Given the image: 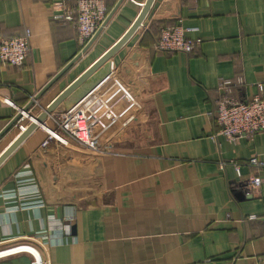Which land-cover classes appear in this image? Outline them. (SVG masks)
Returning <instances> with one entry per match:
<instances>
[{"label":"crops","instance_id":"0c3cea01","mask_svg":"<svg viewBox=\"0 0 264 264\" xmlns=\"http://www.w3.org/2000/svg\"><path fill=\"white\" fill-rule=\"evenodd\" d=\"M107 1L115 8L119 0ZM145 2L124 0L87 54L98 55L78 73L76 63L31 114L120 40ZM74 6L0 0V40L32 34L22 67L0 63V132L81 52L76 22L56 20ZM168 23L201 40L193 53L155 51ZM109 68L92 96L103 151L74 142L43 147L48 135L39 128L0 165V251L30 240L50 264H264V183L248 195V182L264 178V169L248 165L253 157L264 161V132L237 143L214 140L212 116L227 80H243L235 89L241 101L264 98V0H156ZM28 125L25 118L2 137L0 156ZM45 125L57 127L51 116ZM32 189L39 195L30 196ZM40 200L42 207L24 205ZM51 216L62 227H52Z\"/></svg>","mask_w":264,"mask_h":264},{"label":"built area","instance_id":"2783aa9c","mask_svg":"<svg viewBox=\"0 0 264 264\" xmlns=\"http://www.w3.org/2000/svg\"><path fill=\"white\" fill-rule=\"evenodd\" d=\"M74 1V8L72 10H65L66 12L62 16L56 18V20L76 22L79 32V42L83 50L102 29L108 18L109 12L105 0ZM60 6L63 7L61 3ZM190 31V29L185 28L181 23L164 27L161 31L159 40L154 45L155 51L160 53H193L196 47L200 45L201 40L187 39L186 35ZM31 36V31L26 30L22 36L1 39L0 63L3 65L22 67L25 64L31 50ZM243 85L244 82L242 79L238 80L237 83L227 80L220 84V101L217 102V108L212 113L215 125L218 128V131L214 136V140L217 136H223L229 142L237 143L242 137L254 140L256 135L264 132V98L261 95H258L252 100L239 102L238 99L233 96V88L237 86L242 87ZM97 89L98 87L79 103L69 107L61 114L54 117L53 114L51 115L56 122L57 127L56 129H50L46 125L40 127L46 130L48 135V138L43 143V147H47L52 141H56L65 147L70 146L74 142L80 147L93 153H100L103 151L101 143L94 135V122L92 119V96ZM259 90L262 92V86L259 87ZM32 101L34 104L37 102L35 98H33ZM5 102L13 105V103L7 98L5 99ZM30 109L27 113H23L22 118L17 124L21 123V121L25 118L28 119L29 125L33 122L34 117H37L38 115L31 114ZM22 111L23 109L19 110V112ZM27 127H22L23 131ZM229 164L236 168L237 173L240 176V166L235 162H230ZM225 165L226 163H222L221 168L224 169ZM248 165L250 167L264 169V161L257 157L251 158ZM263 183L264 178L262 177H256L248 182V195L254 197L255 192L261 188ZM29 195L33 197L38 196L39 191L37 189H32ZM34 204H38L40 207L44 206V202L41 200L37 203L30 202L24 205L32 206ZM251 219H256V217H252ZM50 224L54 228L62 227V223L58 222L53 216L50 217ZM65 228L66 227L64 226V230ZM48 230L52 232L56 231L52 229ZM66 233L67 235H71L69 229ZM23 245L32 246L39 251V249L35 246V242L25 240L11 246L16 247L11 249V251L9 250L11 247L4 250L3 253L7 251L14 253L4 256L1 259H8L26 254L31 256L33 263L36 264L38 259L35 256L25 251L17 252V250H15ZM39 253L42 256L44 264H50L49 259L44 257L40 251ZM258 261L264 263V256L260 257Z\"/></svg>","mask_w":264,"mask_h":264},{"label":"water","instance_id":"95a60500","mask_svg":"<svg viewBox=\"0 0 264 264\" xmlns=\"http://www.w3.org/2000/svg\"><path fill=\"white\" fill-rule=\"evenodd\" d=\"M156 0H146L142 9L130 26L127 32L118 40L111 48H109L102 56H100L93 64H91L79 77H77L66 89H64L58 97L43 110L37 117H34L33 122L23 131V133L11 144V146L0 156V165L37 129L45 126L48 118L62 105L65 107H71L79 103L87 95H89L94 89H96L107 77L110 76V60L114 55L122 49L135 35L143 28L144 22L148 18L154 3ZM124 0H119L115 8L108 15L106 22L102 29L95 35V37L89 42V44L75 56L56 76H54L35 96V100H39L55 83H57L66 73H68L76 63H78L87 53L92 49L97 42L102 32L114 17ZM34 102L31 101L27 104L22 112H19L6 126V128L0 132V140L2 137L18 123L22 118L23 113H27L33 106ZM241 195V194H239ZM73 228V234H74ZM0 264H34L31 256L20 255L8 259H3Z\"/></svg>","mask_w":264,"mask_h":264},{"label":"rangeland","instance_id":"374dc122","mask_svg":"<svg viewBox=\"0 0 264 264\" xmlns=\"http://www.w3.org/2000/svg\"><path fill=\"white\" fill-rule=\"evenodd\" d=\"M100 52V50L99 51H96L95 53H92V54H90V55H85L86 56V58L84 59V58H82L81 59V65H80V67L78 68V70H77V72L76 73H78V71H80L82 68H84V67H86V65H88V64H90L92 61H93V59L96 57V55H98V53ZM89 53V52H88ZM87 53V54H88ZM84 60V61H83ZM75 74V73H74ZM73 76V75H72ZM98 189H100V188H98ZM14 248H16V247H11L9 250L11 251V249H14ZM15 250H17V252H22V251H25V252H27V253H29V254H32L33 256H35L37 259H38V262L36 263V264H44V261L42 260V256H41V254L39 253V251L37 250V249H35L34 247H32V246H28V245H23V246H21L20 248H18V249H15ZM15 250H13V251H15ZM10 251H7V252H5V253H3V251H1L0 252V261L1 260H3V259H1V258H3L4 256H7V255H9V254H11V253H14V252H10ZM44 257H46L47 258V256H45L44 255Z\"/></svg>","mask_w":264,"mask_h":264},{"label":"trees","instance_id":"16d2710c","mask_svg":"<svg viewBox=\"0 0 264 264\" xmlns=\"http://www.w3.org/2000/svg\"><path fill=\"white\" fill-rule=\"evenodd\" d=\"M105 2H106V6H107V9H108V12H109V14L111 13V11L114 9V8H112V7H110L109 5H108V1L107 0H105ZM169 25H173V24H171V23H168V24H164L161 28H160V35H161V31H162V29L164 28V27H166V26H169ZM160 35H159V38H160ZM159 40V39H158ZM238 87V86H237ZM237 87H234L233 88V96L235 97V98H237L236 96H235V89L237 88ZM238 99V98H237ZM218 101H220V96H218ZM238 101L239 102H243V101H241V100H239L238 99Z\"/></svg>","mask_w":264,"mask_h":264},{"label":"bare ground","instance_id":"6f19581e","mask_svg":"<svg viewBox=\"0 0 264 264\" xmlns=\"http://www.w3.org/2000/svg\"><path fill=\"white\" fill-rule=\"evenodd\" d=\"M141 29H142V28H141ZM141 29H140V30H141ZM140 30H139V31H140ZM139 31H138V32H139Z\"/></svg>","mask_w":264,"mask_h":264}]
</instances>
